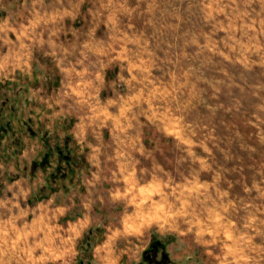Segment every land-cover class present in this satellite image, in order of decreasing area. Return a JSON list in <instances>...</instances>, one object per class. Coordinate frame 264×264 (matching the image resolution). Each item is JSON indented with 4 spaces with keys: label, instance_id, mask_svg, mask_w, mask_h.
I'll return each instance as SVG.
<instances>
[{
    "label": "rangeland",
    "instance_id": "1",
    "mask_svg": "<svg viewBox=\"0 0 264 264\" xmlns=\"http://www.w3.org/2000/svg\"><path fill=\"white\" fill-rule=\"evenodd\" d=\"M45 3L65 63L97 70V96L63 90L58 117L96 114L108 152L127 130L118 142L130 150L116 148L128 166L96 187L90 243L110 230L116 264H146L150 252L157 264H264V0ZM1 154L8 171L7 146Z\"/></svg>",
    "mask_w": 264,
    "mask_h": 264
},
{
    "label": "crops",
    "instance_id": "2",
    "mask_svg": "<svg viewBox=\"0 0 264 264\" xmlns=\"http://www.w3.org/2000/svg\"><path fill=\"white\" fill-rule=\"evenodd\" d=\"M45 2L0 0V81L7 82V91L0 88L7 99L0 102V147L7 146L12 156L10 169H0V242H7L0 257L12 264H49L56 258L57 264H76L84 258L73 245L82 246L87 234L92 239L86 229L100 208L93 202L103 200L98 196L103 187H96L108 175L122 178V167L128 166V144L118 142L127 130L111 137L108 152L106 129L96 114L78 121L58 117L62 108L56 97L63 90L67 96H97V70L95 64L74 68L71 58L65 63L63 27L49 25ZM91 107L82 110L95 113ZM112 240L116 237L107 229L96 248L91 244V264H116Z\"/></svg>",
    "mask_w": 264,
    "mask_h": 264
},
{
    "label": "trees",
    "instance_id": "3",
    "mask_svg": "<svg viewBox=\"0 0 264 264\" xmlns=\"http://www.w3.org/2000/svg\"><path fill=\"white\" fill-rule=\"evenodd\" d=\"M89 235H85L84 237V240L83 242L81 243V245L83 244H86V248L85 249H88L89 247H91V243H90V240H89ZM86 257V260H84V258L82 257H78L77 259V263L76 264H91V259H92V254L89 253ZM153 258V255L150 253L147 254V259L145 260V263L146 264H157L155 263V260L152 259Z\"/></svg>",
    "mask_w": 264,
    "mask_h": 264
}]
</instances>
